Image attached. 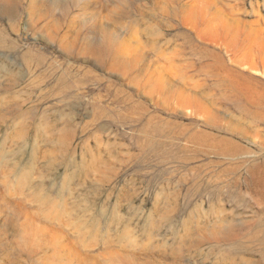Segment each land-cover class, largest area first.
I'll list each match as a JSON object with an SVG mask.
<instances>
[{"label": "rangeland", "instance_id": "obj_1", "mask_svg": "<svg viewBox=\"0 0 264 264\" xmlns=\"http://www.w3.org/2000/svg\"><path fill=\"white\" fill-rule=\"evenodd\" d=\"M29 1L0 17V264H264V103L230 74L264 77L206 39L213 7L264 48V0H208L197 28L202 0ZM109 36L147 61L85 55Z\"/></svg>", "mask_w": 264, "mask_h": 264}, {"label": "bare ground", "instance_id": "obj_2", "mask_svg": "<svg viewBox=\"0 0 264 264\" xmlns=\"http://www.w3.org/2000/svg\"><path fill=\"white\" fill-rule=\"evenodd\" d=\"M17 0H0V17L2 16H6L8 13L11 14L12 10H9L11 6H15ZM27 1V0H26ZM31 1V0H30ZM29 1V2H30ZM193 1V0H191ZM196 1V0H195ZM194 1V2H195ZM23 2V1H22ZM205 2L208 4L210 2L202 0L201 4H199L198 6L195 5V7H186L184 9V11H187V14L189 17L186 18V20L188 23L189 27L195 28L196 24H195V20L197 19H203L204 15V7L203 5L205 4ZM20 3V2H19ZM47 3V2H46ZM192 3V2H191ZM214 4V3H213ZM212 4V5H213ZM30 5V4H29ZM40 0H36L33 2V12L36 19L39 21L40 17ZM46 5V4H45ZM210 5V4H209ZM44 6V5H43ZM194 6V5H193ZM215 6V5H214ZM16 7V6H15ZM216 7V6H215ZM53 8V7H52ZM206 8V7H205ZM14 9V8H13ZM165 9V8H164ZM214 13H216L217 15H219V17L217 18L216 22L213 24H211L210 26L212 27L209 30L208 36L206 35V39H210L213 38L214 41L216 43L219 42H224L226 40L229 41V45H228V49H238L237 52H239V55L241 54V59L239 61H237V66L238 67H242L240 62H243L244 66H247V69L249 71H252V73L254 72L255 74H261L262 77H264V48H263V38L261 36L260 30L256 29V30H252L249 29L245 26V24L243 22L240 21V23H234L233 21H230L229 19L225 18L222 14H218L219 10L217 11V9H213V7H209L206 8ZM49 10V8H48ZM15 11V9H14ZM13 11V12H14ZM169 11V10H168ZM48 12V11H47ZM181 12V10H180ZM182 13V12H181ZM213 13V14H214ZM184 14V12H183ZM209 14V13H208ZM33 15V16H34ZM186 15V14H185ZM215 15V14H214ZM32 16V17H33ZM210 16V15H209ZM7 17V16H6ZM216 17V15H215ZM185 18V17H184ZM183 18V19H184ZM214 18V17H213ZM212 18V19H213ZM7 19V18H6ZM5 19V20H6ZM29 19V18H28ZM193 19V20H192ZM30 20V19H29ZM28 20V21H29ZM36 20V21H37ZM215 20V19H213ZM212 22V21H211ZM32 23H34V21H32ZM185 22H183L184 24ZM186 23V24H187ZM202 23V22H201ZM36 24H38V22H36ZM35 24V25H36ZM29 25V24H28ZM31 25V24H30ZM55 25V24H54ZM185 26V25H183ZM187 26V25H186ZM35 27V26H34ZM61 28V27H60ZM197 28V27H196ZM208 28V27H207ZM206 28V29H207ZM190 29V28H189ZM191 30V29H190ZM197 30V29H196ZM52 31V30H51ZM192 31V30H191ZM194 32V31H193ZM197 32V31H196ZM199 32V29H198ZM202 32V31H201ZM200 32V33H201ZM208 32V31H206ZM57 33V32H56ZM55 33V34H56ZM197 34V33H196ZM47 35V34H46ZM80 35V34H79ZM56 36V35H55ZM58 37V36H57ZM69 37V36H68ZM79 37V36H78ZM202 38V37H201ZM48 39V38H47ZM58 39V38H57ZM69 39V38H66ZM122 39H124L122 37ZM137 39V38H136ZM54 40L55 37H54ZM70 40V39H69ZM119 40V39H118ZM138 40V39H137ZM68 41V40H67ZM74 41V40H73ZM136 41V40H135ZM209 41V40H207ZM211 41V40H210ZM212 42V41H211ZM137 43V42H136ZM139 43V42H138ZM67 44V43H66ZM75 44V43H74ZM121 44V43H120ZM132 44V43H131ZM134 44V43H133ZM132 44V46H133ZM213 44V43H212ZM226 44V43H224ZM69 45V44H68ZM123 45V44H122ZM129 45V44H128ZM215 45V44H213ZM223 45V44H222ZM66 46V45H64ZM77 46V45H76ZM75 46V48H76ZM127 47V46H126ZM130 47V46H129ZM136 47V46H135ZM133 46L132 49V53H130L127 50H124L122 48V46L117 44V38L113 39L110 36L104 40H95L91 43H89L85 48H84V53L85 55H96L95 59L98 62H102L103 65L106 63L105 60H108L110 65H115L117 68H119V70L124 71L126 69H128L130 67V65H134L136 63L139 62H145L147 61V58L145 56V54L143 55L139 49H136ZM72 48H74L72 46ZM127 49V48H126ZM64 50V49H63ZM81 50V48H80ZM129 50V49H128ZM68 51V50H67ZM70 51V50H69ZM127 52V53H126ZM83 53V54H84ZM230 53V52H229ZM254 56H258L259 57V62H260V66L262 68V72H259L258 69L256 67H254L255 64H253L252 62H254ZM86 57V56H85ZM89 58V57H88ZM239 59V58H238ZM12 63V62H11ZM148 63V62H147ZM150 63V62H149ZM149 63L147 64V72H149L150 74H155L156 78H157V82L155 84V86L153 87V91H155V93L157 92V90H160L161 92H164V90L166 88L170 89L171 87H173V85L170 83V81L165 78L162 73H160V71H158L156 68H154L152 65L149 66ZM255 63V62H254ZM154 64V63H153ZM155 65V64H154ZM109 66V65H108ZM133 67V66H132ZM131 67V68H132ZM146 67V66H145ZM115 68V67H114ZM160 68V67H159ZM162 68V67H161ZM102 69V68H101ZM126 72V71H125ZM233 73L230 74V81L233 85V87L235 88V90L237 91V93H239L241 96H243L244 98L248 99L252 104L253 101L255 103L256 106H260L261 104L264 103V82L263 81H258L256 78L252 77V76H246L242 73H240L239 71H232ZM121 73V72H120ZM259 74V75H260ZM144 75V74H143ZM229 76V75H228ZM261 77V76H260ZM148 78V77H146ZM152 78V77H150ZM150 78H148L150 80ZM264 80V79H263ZM143 81V80H142ZM147 81V80H146ZM153 82V81H152ZM252 82L256 83L257 85H259L260 87H263V91H256L253 87H252ZM156 88V89H155ZM232 88V87H231ZM163 90V91H162ZM174 90V89H172ZM182 90V89H181ZM152 91V93H153ZM189 91V90H188ZM170 92V91H169ZM184 92V91H183ZM159 93V92H158ZM155 95V94H154ZM180 100L177 101L176 105L177 107H179L180 109H187L188 107L190 108L191 106L194 105V102L192 100V97H190L189 95L183 93L182 95L179 96ZM158 98V97H157ZM178 98V97H177ZM195 98V97H194ZM253 100V101H252ZM195 101V99H194ZM198 99L195 101L197 103ZM175 105V104H174ZM196 105V104H195ZM197 106V105H196ZM195 106V108H196ZM204 107V106H203ZM202 107V112L203 114L201 115H205L204 113L206 112V116L207 117H212V113H208L206 110V108ZM261 107V106H260ZM264 108V107H263ZM198 109V108H197ZM200 110V109H199ZM262 110V108H261ZM196 111V110H195ZM201 111V110H200ZM186 112V110H185ZM190 112V110H189ZM188 112V113H189ZM198 112V111H197ZM211 112V109H210ZM195 113V112H194ZM200 113V112H199ZM257 114V112H256ZM262 116H264V113L262 112L261 114ZM195 116V115H194ZM216 117V115H214ZM213 116V118H214ZM212 118V119H213ZM217 118V117H216ZM220 118V117H219ZM204 119V118H203ZM221 119V118H220ZM206 120V119H205ZM222 120V119H221ZM207 121V120H206ZM214 121V120H213ZM212 122V121H211ZM235 132V131H234ZM236 132H238L240 135L245 136V134L243 133V129H240L239 126L236 128ZM202 136V135H201ZM203 137V136H202ZM218 143V142H217ZM264 143V142H263ZM216 144V143H215ZM226 144H228L226 142ZM231 144V143H230ZM234 145V144H233ZM235 146V145H234ZM207 151V150H206ZM230 151V150H229ZM233 153V152H232ZM262 166L264 167V160L262 162ZM2 223V222H1ZM2 226V225H1ZM5 226V225H4ZM9 229V228H8ZM44 232V231H43ZM20 233V232H19ZM232 233V232H231ZM218 234V233H217ZM19 236V235H18ZM24 238V237H23ZM17 239V238H15ZM48 239V238H47ZM62 239V238H61ZM21 240V239H20ZM18 242V241H16ZM19 243V242H18ZM17 243V245H18ZM20 244V243H19ZM24 247V246H23ZM20 250V249H19ZM112 255V254H111ZM121 256V255H120ZM125 259V258H124Z\"/></svg>", "mask_w": 264, "mask_h": 264}]
</instances>
